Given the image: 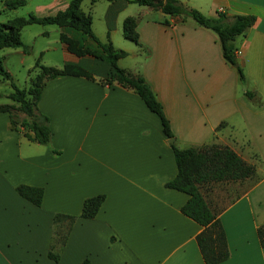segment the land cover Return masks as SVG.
I'll list each match as a JSON object with an SVG mask.
<instances>
[{
  "label": "crops",
  "instance_id": "0c3cea01",
  "mask_svg": "<svg viewBox=\"0 0 264 264\" xmlns=\"http://www.w3.org/2000/svg\"><path fill=\"white\" fill-rule=\"evenodd\" d=\"M107 1V39L111 31L122 32L126 17H137L140 45H118L126 52L118 64L144 77L176 146H228L254 166L249 178L200 190L226 234L229 257L219 264H264L257 235L264 225V0H180L208 17L219 9L254 16L232 41L244 83L212 30L147 6L135 10L123 0ZM68 2H39L33 12L54 14ZM56 27L59 39L62 29ZM59 43L51 49L60 51L63 63L47 67L73 62L93 75L45 81L37 107L49 118L48 145L13 129L9 113L0 111V264H205L196 243L203 226L181 211L188 195L165 186L177 167L159 117L132 89L103 83L107 66L101 61ZM20 184L42 188L40 206L17 193ZM221 187L227 189L223 195ZM98 194L104 200L97 214L77 218L64 245L51 249L54 215L78 216L84 199Z\"/></svg>",
  "mask_w": 264,
  "mask_h": 264
},
{
  "label": "trees",
  "instance_id": "16d2710c",
  "mask_svg": "<svg viewBox=\"0 0 264 264\" xmlns=\"http://www.w3.org/2000/svg\"><path fill=\"white\" fill-rule=\"evenodd\" d=\"M83 0H69L63 10L54 14L38 16L29 13L26 16H16L0 22V49L24 48L21 38L22 29L30 24L56 25L62 29L59 34L67 51L76 56H92L104 62L107 71L102 77V82L108 85L117 83L120 86L132 89L144 101L150 111L155 113L161 122L162 131L167 138H173L170 123L164 114L162 104L156 98L146 80L141 74H133L118 65V60L126 55V52L113 47L110 41L102 42L92 30V16L90 12L81 9ZM92 2L96 0H90ZM113 1V0H110ZM127 3H135L159 10L162 13L176 17L181 21L193 20L197 25L212 30L221 47L224 60L235 66L241 83L245 82V75L241 64L234 52L232 41L237 35H241L254 22L253 15L236 14L228 16L222 11H217L213 17L204 15L199 10L183 4L180 0H123ZM4 7L7 10L18 9L25 5V0H5ZM136 16L126 17L122 22V34L136 45H140L136 32ZM87 41L93 44H86ZM26 49L24 48V51ZM40 59L35 63L40 72L31 78L28 88L20 89L12 81L11 75L3 66L0 56V77L10 82L13 91L8 97L18 104L13 109L8 104L0 105V111L9 113L13 129H20L31 141L48 145L51 140L49 118L42 114L37 107L40 93L45 81L62 75H81L91 78L93 72L86 67L73 62H65L62 67H47L40 64ZM246 95L252 98L254 94L247 91ZM13 109V110H12ZM177 173L173 179L165 183L167 188L175 189L188 195L187 201L181 207V211L187 217L203 226L196 235V243L205 264H219L229 257V249L226 234L220 219L210 208L204 198L201 186L212 182H234L251 177L255 168L244 161L233 149L216 143L205 144L200 147L179 148L171 143ZM17 193L40 206L43 190L40 187L20 184L16 187ZM103 194L88 197L82 203L80 215H54V230L51 249L64 245L69 229L77 218H93L102 202ZM66 231L62 232V227ZM257 235L260 244L264 246V225L258 227ZM49 258L57 261L58 255L52 250Z\"/></svg>",
  "mask_w": 264,
  "mask_h": 264
},
{
  "label": "rangeland",
  "instance_id": "374dc122",
  "mask_svg": "<svg viewBox=\"0 0 264 264\" xmlns=\"http://www.w3.org/2000/svg\"><path fill=\"white\" fill-rule=\"evenodd\" d=\"M43 1L47 0H26V5L18 8L17 10L10 11L5 9L3 0H0V22L6 21L7 19L16 16H26L30 12H33L34 5L36 3ZM107 3V0H99L95 3H91L90 0H83L81 3L82 10L85 12H90L92 16L93 32L98 38H101L106 42L110 41L116 48L118 47L119 49H123L118 45L137 48L134 42L123 36L120 29L117 30V32H109L110 40L106 38L107 29L105 23V13L107 11ZM137 7V4L132 3L131 7L129 8L136 10ZM135 10L130 12V9H127L125 13H135ZM44 30L47 32H44ZM57 30L58 28L54 25L30 24L25 26L21 32L22 41L24 44H26V46H28L25 51H23L22 48L6 47L4 49H0V56H2L3 66L6 71L9 72L13 83L18 88H28L31 78H34L35 75L40 72L37 67H34L38 59H40V63L46 66L62 65L63 59L61 58L60 51L58 49L56 51L51 49L53 46H55V44H60ZM86 44L93 43L87 41ZM47 47L50 49H46ZM122 60L123 64H127V62L132 60V57H125ZM99 63L103 64L104 66L106 65L104 62ZM12 91L13 88L10 85V82L0 77V103H10L8 105L15 109L17 108L16 106H18V104L8 97ZM218 191L220 195H223L227 189L221 187ZM66 228V226H63L61 231L65 232Z\"/></svg>",
  "mask_w": 264,
  "mask_h": 264
},
{
  "label": "water",
  "instance_id": "95a60500",
  "mask_svg": "<svg viewBox=\"0 0 264 264\" xmlns=\"http://www.w3.org/2000/svg\"><path fill=\"white\" fill-rule=\"evenodd\" d=\"M169 142L172 143V142H173V138H170V139H169Z\"/></svg>",
  "mask_w": 264,
  "mask_h": 264
},
{
  "label": "built area",
  "instance_id": "2783aa9c",
  "mask_svg": "<svg viewBox=\"0 0 264 264\" xmlns=\"http://www.w3.org/2000/svg\"><path fill=\"white\" fill-rule=\"evenodd\" d=\"M218 11H222L223 12V9H219Z\"/></svg>",
  "mask_w": 264,
  "mask_h": 264
}]
</instances>
